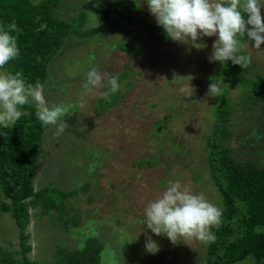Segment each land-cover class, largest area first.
<instances>
[{"label":"rangeland","instance_id":"obj_1","mask_svg":"<svg viewBox=\"0 0 264 264\" xmlns=\"http://www.w3.org/2000/svg\"><path fill=\"white\" fill-rule=\"evenodd\" d=\"M79 15L90 33L66 39L40 85L49 106L68 108L69 127L60 135L55 125L46 129L33 179L36 191L47 187L67 196L59 209L30 208L27 257L57 264L62 249L78 252L88 238H96L104 248L100 264H205L212 241L193 238L173 245L144 225V209L168 181L178 180L224 210L207 165V142L223 97L231 106L223 145L244 168L264 169V100L243 96L249 86L264 87V44L257 50L253 41L239 38V54L250 63L242 67L229 60L233 69L225 72V64L209 60L215 36L199 40L200 49L157 39L167 34L146 0H62L56 14L64 21ZM150 25L155 28L147 32ZM126 44L138 53L121 50ZM92 67L118 77L120 89L109 106L96 93L82 95ZM212 78L223 79L220 96L206 95ZM2 202L8 201L0 193ZM256 231L264 239V226ZM147 236L158 243L156 254L146 251ZM20 249L15 221L0 209V252L21 260ZM235 264L264 260L250 254Z\"/></svg>","mask_w":264,"mask_h":264},{"label":"trees","instance_id":"obj_2","mask_svg":"<svg viewBox=\"0 0 264 264\" xmlns=\"http://www.w3.org/2000/svg\"><path fill=\"white\" fill-rule=\"evenodd\" d=\"M62 0H0V24L15 21L17 31L11 33L17 38L19 56L9 61L1 70L5 73H21L26 84L44 85L48 78L51 60L64 46L70 36L85 38L90 33L83 29L85 17L76 16L70 21L56 16ZM155 26L146 27L147 32ZM165 41L163 34L156 36ZM243 38V37H241ZM120 49L130 55L138 49L126 44ZM228 62V61H227ZM225 63L224 71L233 69L232 63ZM234 70L231 71V73ZM225 75V73H224ZM229 77V74H227ZM248 83V82H247ZM249 86V84H247ZM250 87V86H249ZM246 88L244 97L250 100H264V87ZM105 103V101H103ZM106 101L105 106L112 102ZM25 113L8 129L0 128V193L8 202H2L0 209L10 213L18 228L21 260L0 252L2 264H37L27 253L29 235L26 233L30 223V208L43 206V210L59 209L67 196L53 189L35 190L33 179L42 147L43 134L49 127L36 118V108L25 105L20 108ZM215 124L207 145L209 173L221 196L224 210L218 226H213V240L206 253L205 264H235L252 254L257 260H264V239L256 231L264 226V169L248 170L233 161L229 149L222 140L227 136L228 117L231 111L229 101L223 97L215 108ZM103 245L96 238H88L82 249L70 252L62 249L57 254V264H100Z\"/></svg>","mask_w":264,"mask_h":264},{"label":"clouds","instance_id":"obj_3","mask_svg":"<svg viewBox=\"0 0 264 264\" xmlns=\"http://www.w3.org/2000/svg\"><path fill=\"white\" fill-rule=\"evenodd\" d=\"M146 3L158 26L175 42L200 49L202 44L198 41L203 37H217L210 62L225 64L230 60L245 67L250 58L239 54V38L247 37L257 50L264 44V5L260 0H146ZM16 31L15 21L0 24V68L20 54L17 38L11 34ZM212 79L206 95L220 96L223 79ZM82 88V95L96 93L110 103L120 84L117 76L92 67L85 73ZM31 103L35 104V115L42 125L57 127L56 135L69 127L65 122V116L70 115L68 108L63 104L49 106L39 84H26L19 72L0 73V128L8 129L18 121L25 114L20 108ZM0 135L6 137L8 133ZM144 216V225L153 234L166 236L176 245L181 240L187 244L193 238L205 243L215 240L211 228L220 224L222 212L203 194H193L182 188L178 180H170L162 194L146 205ZM144 247L151 254L160 250L151 236H147Z\"/></svg>","mask_w":264,"mask_h":264}]
</instances>
